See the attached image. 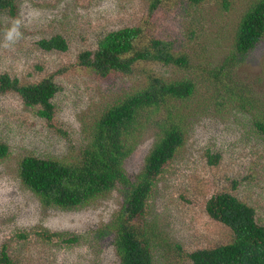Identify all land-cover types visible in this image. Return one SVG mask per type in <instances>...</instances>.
Instances as JSON below:
<instances>
[{
    "label": "rangeland",
    "instance_id": "obj_1",
    "mask_svg": "<svg viewBox=\"0 0 264 264\" xmlns=\"http://www.w3.org/2000/svg\"><path fill=\"white\" fill-rule=\"evenodd\" d=\"M259 1L183 4L157 25V32L191 56L190 68L145 63L131 74L104 80L82 71L78 55L105 32L145 16L151 0H17L14 15L0 10V77L9 74L27 83L51 76L60 87L54 99L58 130L19 95L0 94V142L9 147L0 159V251L29 264H120L113 222L122 209V192L115 189L78 208L48 207L22 182L20 164L32 155L64 163L79 159L91 124L140 88L145 68L170 81H197L195 94L177 105L185 144L159 176L150 199L147 223L156 236L155 264H192L188 253L228 237L205 211L207 199L219 191L248 202L264 223V133L255 127V121L264 120V36L249 54L238 58L234 51L243 15ZM57 34L67 39L68 51L39 47V41ZM233 59L234 90L244 98L228 93L220 101L218 84L205 72ZM164 117L161 112L150 116L125 162L133 182L160 136L155 121ZM208 153L219 156L216 164Z\"/></svg>",
    "mask_w": 264,
    "mask_h": 264
},
{
    "label": "trees",
    "instance_id": "obj_2",
    "mask_svg": "<svg viewBox=\"0 0 264 264\" xmlns=\"http://www.w3.org/2000/svg\"><path fill=\"white\" fill-rule=\"evenodd\" d=\"M200 1L204 0H151L145 16L125 27L105 32L93 48L81 51L77 66L101 80L117 74H131L145 63L190 68L191 56L163 38V33L157 32V25L169 19L183 4ZM16 8L17 0H0L1 11L8 9L14 15ZM263 36L264 0H261L248 9L241 20L234 48L238 58L249 54ZM38 45L48 52L69 50V43L61 34L42 39ZM234 63L233 59L219 68L206 69L205 73L218 84L220 101L229 98L228 93L234 99L244 98L234 90L237 81ZM199 69L202 74V68ZM59 90L51 76L27 83L9 74L0 77V94L19 95L26 106L35 109L56 130L54 99ZM196 90L197 81H170L155 69L145 68L140 88L105 109L91 124L90 140L83 146L79 159L64 163L52 158L26 156L20 164L22 182L45 206L61 209L81 207L119 189L123 205L113 229L120 264H155L156 236L147 223L150 199L159 176L186 141L184 117L177 105L190 99ZM160 112L165 113L164 118L155 121L160 136L133 182L125 162L144 128L149 126L150 116ZM255 127L264 133V120L255 121ZM8 154L9 147L0 142V159ZM208 155L210 162L216 164L219 156ZM205 211L211 221L223 226L228 237L188 253L192 264H264V223L260 222L255 207L231 191L223 190L207 199ZM44 237L52 240L53 236L45 232ZM0 264L29 262L4 249L0 251Z\"/></svg>",
    "mask_w": 264,
    "mask_h": 264
}]
</instances>
